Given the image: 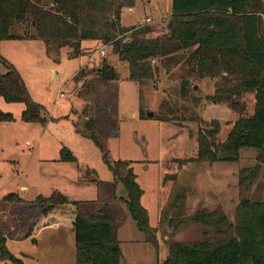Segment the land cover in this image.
I'll use <instances>...</instances> for the list:
<instances>
[{
  "label": "trees",
  "instance_id": "obj_1",
  "mask_svg": "<svg viewBox=\"0 0 264 264\" xmlns=\"http://www.w3.org/2000/svg\"><path fill=\"white\" fill-rule=\"evenodd\" d=\"M96 1L102 0H51L54 10L48 11L41 0H0V44L40 40L60 48L71 47V57H78L82 54L81 42L88 38L80 31L81 16ZM171 1L172 14L162 36L150 37L154 30L149 26L122 28L117 15L102 42L110 46L113 56L127 64L129 80L138 85L153 80L159 73V65L180 66L185 72L180 84L182 95L186 94L191 78L220 80L207 100L226 105L237 118L223 142H217L216 122L199 129L196 157L179 164L235 163L243 150L255 151V165L239 172L232 220L218 208L197 210L181 221L179 215L186 196L174 190L168 204L161 209L157 228L149 227L147 211L140 202L143 191L129 168L130 163L112 164L100 142L103 137L118 136L119 92L115 85L119 74L105 61L91 75L80 68L73 78L77 83L82 82L77 96L85 103L77 115L84 117L86 130L81 132L74 125L76 133L90 139L101 151L113 184H121L124 189L125 199L121 201L144 234L145 242L155 245L156 232L167 227L173 234L186 223L202 227L200 241L169 242L168 255L161 264H264V200L249 198L264 171V3L262 0ZM0 62L6 69L0 74V97L7 103L23 104V122L44 123L43 107L32 101L18 71L1 55ZM156 62L158 66L154 65ZM139 118L146 119L143 115ZM184 118L194 120L192 115ZM152 119L174 121L162 115H154ZM10 120L9 115L0 112V122ZM59 155L61 161L76 162L65 147ZM122 165L126 168L124 175L120 172ZM1 202L13 205L14 227L9 231L0 226V261H14L5 246L7 239H33L41 230L61 225L73 233L75 264H121L118 229L109 203L89 213L59 192L49 197L37 196L27 203L10 193Z\"/></svg>",
  "mask_w": 264,
  "mask_h": 264
},
{
  "label": "rangeland",
  "instance_id": "obj_2",
  "mask_svg": "<svg viewBox=\"0 0 264 264\" xmlns=\"http://www.w3.org/2000/svg\"><path fill=\"white\" fill-rule=\"evenodd\" d=\"M133 1L102 0L86 8L81 16L80 31L88 38L81 42L82 54L78 57H71V47L60 48L52 42H1V57L18 71L32 101L43 107L45 120L36 124L23 122V104L7 103L0 97V112L11 117L10 121L0 122V226L5 230L12 223V208L1 200L10 193L26 203L37 196L49 197L53 192H59L69 200L78 202L82 211L89 210L90 213L106 202L110 204L113 199L117 201V198L125 197L122 185L113 184L112 173L103 162L99 148L90 139L76 133L74 126L81 132L86 130L84 117L77 115L85 106L77 96L82 82L77 83L73 78L80 68L91 75L103 61L119 74V81L115 85L119 92L118 136L101 137L100 142L112 164L130 163L129 168L143 191L141 205L147 211L149 227H157L159 210L168 204L174 190L178 195L186 196L185 207L180 210L181 221L190 218L197 210L212 211L218 208L232 220L236 206L228 201L234 191L232 189L226 196L221 194L218 192V181L212 179L232 171L236 181L240 168L255 165V151L243 150L237 163L222 162L212 166L203 163L200 167L192 163H186V166L179 164V161L196 157L199 129L209 128L210 123L216 122L217 142H223L237 115L226 105L207 100L214 94V86L220 82L218 78H191L185 95L181 94L180 84L186 74L180 66L159 65L155 78L140 85L129 80L127 64L113 56L110 46L102 42L116 16L121 15L120 27L129 28L140 24L141 20L135 24L137 19L151 15L149 18L153 23L147 26L154 33L150 37L162 36L169 19H156L165 15L167 10L164 7L168 3H162L160 8L153 6L150 10H130L128 6ZM41 5L44 10H54L51 0H41ZM121 6L124 8L120 12ZM104 46L105 56L101 57L97 51ZM92 56L93 62L88 64ZM154 65L158 66V63ZM5 72L0 62V74ZM194 86L196 89H193ZM61 93L66 97L60 98ZM147 111L174 121L140 119V115L146 117ZM191 115L194 120L184 118ZM179 123L181 126L175 125ZM62 147L71 153L76 162L60 160ZM191 170L195 171L188 176ZM120 172L122 175L126 173L123 165ZM220 194L221 197L218 196ZM113 195L117 198H112ZM249 198L264 200V171L252 187ZM115 204L110 206L118 229L117 237L123 241L125 251L128 249L125 241L134 245L142 233L136 229L125 205L118 204L119 208ZM202 230L199 225L186 223L176 234L167 227L159 231V236L162 241L164 237L167 238L164 243L168 246L172 240L200 241L203 238ZM33 239H7L5 246L14 261H0V264H75L73 233L63 226L46 228ZM146 247L153 250L152 245ZM160 248L157 256L162 259L163 245Z\"/></svg>",
  "mask_w": 264,
  "mask_h": 264
},
{
  "label": "crops",
  "instance_id": "obj_3",
  "mask_svg": "<svg viewBox=\"0 0 264 264\" xmlns=\"http://www.w3.org/2000/svg\"><path fill=\"white\" fill-rule=\"evenodd\" d=\"M162 3H168V6L164 7V10L166 11L165 15L162 16V17H158L156 18L157 20H160L164 17H170V15L172 14V10H171V7H172V1L171 0H151V1H148V0H134L133 3L131 5H129V9L130 10H135L136 8H142V9H149L153 6H157L160 8L161 5H163ZM123 6H121L120 8V12L123 10ZM151 14V13H150ZM120 14H119V20H120ZM151 16V15H149ZM148 15H145V17H149ZM143 18H139L137 19V22L135 24H137L140 20H142ZM121 24V23H120ZM123 27V26H122ZM126 28V27H125ZM105 47V46H104ZM203 80V79H202ZM193 89H196V86L193 87ZM173 124V123H172ZM176 125V124H175ZM241 154V153H240ZM255 159V156L253 157ZM240 161V159H239ZM238 161V162H239ZM253 162V160H252ZM218 163H222V162H216V163H207L208 165H214V164H218ZM237 163V162H235ZM189 164V163H188ZM192 164H196V165H202L203 163H192ZM223 164V163H222ZM187 165V164H186ZM185 165V166H186ZM224 168V167H223ZM243 168H246V167H242L240 169H243ZM225 170V169H223ZM222 170V171H223ZM195 170H191V172L188 174V176L190 174H192ZM198 171V170H197ZM224 172V171H223ZM236 175V173L234 174ZM212 179V178H211ZM214 182L218 183L219 185V191L221 194L223 195H228V193L231 192V190L233 189V193H232V196L231 198H229V201L228 203L229 204H233L236 206L237 204V181H238V178L237 180L235 181V176H233V173L232 171H230V173H222L220 177H215L214 179H212ZM230 185V187H229ZM213 193V192H212ZM221 194L218 195L219 197H221ZM116 197V196H115ZM114 197V198H115ZM117 198V197H116ZM20 199V198H19ZM121 199H125V197H119L117 198V201L115 199L111 200L110 202V205L112 203H116L115 205H117L119 208L120 206L119 205H124L123 202L121 201ZM121 201V203L118 202ZM33 201V200H32ZM28 202H31V201H28ZM140 202H141V199H140ZM218 202L220 203L219 199H218ZM217 202V204H218ZM25 203V202H24ZM27 203V202H26ZM119 204V205H118ZM11 208L13 207V205H10L8 204ZM125 207V206H124ZM100 208H96L95 211H91V213H95L97 210H99ZM85 211H88L89 210H85ZM161 212V208L159 210ZM160 212H159V217H160ZM90 213V212H89ZM10 217H11V222H12V216H11V213H10ZM131 217V216H130ZM135 223V222H134ZM159 223V221H158ZM158 223H157V226H158ZM2 224V223H1ZM13 223L10 224V226L8 227L7 230L9 231H12L13 230ZM135 227L137 229V226H136V223H135ZM157 228V227H156ZM46 229V228H45ZM55 229H59V228H55ZM152 229H155V228H152ZM44 230V229H43ZM138 230V229H137ZM42 231V230H41ZM40 231V232H41ZM139 231V230H138ZM39 232V233H40ZM140 232V231H139ZM142 233V232H140ZM37 236V235H36ZM36 236H34L33 238H35ZM48 237L50 236L47 235ZM47 237V238H48ZM167 238L164 237L163 238V241L162 239L160 238L159 236V231L156 232V244H151V243H147L145 242V236L144 234L142 233V236H140V238L138 239L139 241H137L134 245L132 242H129V241H125V245L127 246V250H123V241L120 240V237L118 236V240L120 241V246H121V251H122V259H121V264H161L165 258L167 257L168 255V246L164 243L165 240ZM17 240V239H15ZM18 241H22V240H18ZM147 245H152L153 246V250H150V248H147L146 246ZM160 245H163L164 247V256L162 254V259H159L157 255H159V252L161 251L160 249ZM132 247V249L130 248ZM135 247V248H134ZM74 264V263H73Z\"/></svg>",
  "mask_w": 264,
  "mask_h": 264
},
{
  "label": "built area",
  "instance_id": "obj_4",
  "mask_svg": "<svg viewBox=\"0 0 264 264\" xmlns=\"http://www.w3.org/2000/svg\"><path fill=\"white\" fill-rule=\"evenodd\" d=\"M153 23V20L151 19V18H144V19H142L141 21H140V24L138 25L139 27H142V26H147V25H151ZM104 48L105 47H103V48H101V49H99L98 51H97V53L101 56V57H104L105 56V51H104ZM92 62H93V56L92 57H90L89 58V60H88V64L90 63V64H92ZM152 63H154L153 61H152ZM66 97V95L65 94H60V98H65Z\"/></svg>",
  "mask_w": 264,
  "mask_h": 264
},
{
  "label": "water",
  "instance_id": "obj_5",
  "mask_svg": "<svg viewBox=\"0 0 264 264\" xmlns=\"http://www.w3.org/2000/svg\"><path fill=\"white\" fill-rule=\"evenodd\" d=\"M153 116H154L153 112H150V111H147V112H146V118H148V119H152Z\"/></svg>",
  "mask_w": 264,
  "mask_h": 264
}]
</instances>
